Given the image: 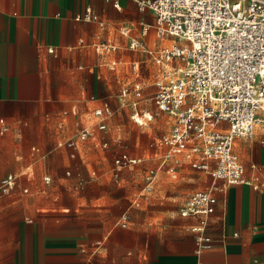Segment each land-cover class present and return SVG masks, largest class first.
<instances>
[{
    "label": "crops",
    "instance_id": "1",
    "mask_svg": "<svg viewBox=\"0 0 264 264\" xmlns=\"http://www.w3.org/2000/svg\"><path fill=\"white\" fill-rule=\"evenodd\" d=\"M87 5L104 26L77 18ZM126 12L141 16L137 32L131 22L138 18ZM146 13L154 17L133 0H120L119 7L107 0H0V179L17 176L15 187L0 196V264H264V186L218 188L217 208L206 228L213 246L199 255L189 227L196 219H161L171 209L158 200L135 216L131 208L148 201L156 186L135 204L141 188L120 213L111 199L101 204L100 191L85 199H57L62 184L46 179L62 176L64 169L66 177L68 170L83 172L71 160L82 157L86 145L72 158L71 150L58 143L73 135L83 106L98 100L91 96L109 92L120 81L114 64L130 62L119 92L133 80L152 88L159 67L153 60L156 78L146 84V77L134 73L137 60L117 53L115 35L119 30L132 50L130 36L140 34L144 23L155 22L154 17L149 23ZM124 26L131 29L130 36L122 33ZM153 35L155 30L145 37L150 47L166 42L159 39L154 47ZM101 43L116 44L117 49L101 52L96 47ZM234 151L246 176L258 174L264 181V122L252 137L237 138ZM66 157L70 161L64 168ZM187 168L192 167L185 163L177 174ZM182 189L193 187L185 184ZM125 212L131 214L127 227L120 225Z\"/></svg>",
    "mask_w": 264,
    "mask_h": 264
},
{
    "label": "built area",
    "instance_id": "2",
    "mask_svg": "<svg viewBox=\"0 0 264 264\" xmlns=\"http://www.w3.org/2000/svg\"><path fill=\"white\" fill-rule=\"evenodd\" d=\"M107 1L120 6V0ZM133 1L140 11H152L155 22L144 23L138 35L130 36L131 29L126 26L122 33L130 36V49L153 55L159 71L152 88L138 80L125 84L118 94L120 104L134 118H151L153 110L174 118L170 132L161 137L163 151L157 163L145 170L144 185L133 203L138 204L153 191L160 170L176 175L188 163L208 172L213 179L211 186L193 191L179 208L181 216L196 219L189 227L195 233V252L200 255L213 246L214 239L206 228L217 208L218 188L238 183L264 186L258 174L246 176L245 165L234 151L237 138L252 137L258 124L264 122V0ZM77 18L105 25L90 5ZM151 27L166 41L156 49L145 39ZM96 47L101 52L117 49L113 43ZM133 70L138 76V61ZM93 113L99 119L96 129H106L113 114L110 104L106 101L95 106ZM90 138L107 145L93 127L77 121L73 135L58 145L69 148L74 158ZM144 160L126 151L113 159L117 170L141 165ZM71 173L67 171L68 176ZM16 182V175L4 176L0 194L9 193ZM130 219L129 212L123 213L120 225L127 227Z\"/></svg>",
    "mask_w": 264,
    "mask_h": 264
},
{
    "label": "rangeland",
    "instance_id": "3",
    "mask_svg": "<svg viewBox=\"0 0 264 264\" xmlns=\"http://www.w3.org/2000/svg\"><path fill=\"white\" fill-rule=\"evenodd\" d=\"M124 14H129L131 18H138L133 19L135 21L131 22L138 26V29L134 27L137 32L139 30L138 20L141 16L130 12ZM144 17L149 23L154 22V17L151 14L146 13ZM153 30L155 29L152 27L149 29L151 32ZM115 35H117V41L120 45L117 53H124V57L129 61L137 60L140 65L139 76L146 77V84H151L156 78L155 72H157V66L153 63V55L149 52L141 53L127 49L126 40H124L119 30L116 29ZM153 37L155 41L153 40L151 44L154 47L159 46L158 41L160 38L157 35H153ZM109 64L113 65L112 63ZM128 64L130 62L114 64V70L120 81H117L109 92L91 96L98 100L85 104L83 111L79 112V118L77 119L79 124L93 127L98 138L106 141L107 145L103 146V142L97 144L95 139L90 138L85 144L86 153L84 152L82 157L78 156L71 160V162H78L83 172L77 171V174L72 172L70 175L74 174L72 177H66L64 169L62 176L56 178L49 176L51 183L62 184V190L57 193V199L68 197L85 199L89 198L91 194L100 191L101 195H103L100 201L101 204H105L111 199L110 205L112 208L121 213L128 207L131 199L144 185L145 170L157 163L164 147L161 144V137L170 132L174 118L166 112H156L155 110H153L154 115L151 118H148V116L134 118L128 108L121 106L117 93L123 81L128 77L126 74ZM150 74L151 77L149 78ZM106 101L112 107L113 114L107 120L106 129L98 131L96 124L99 119L94 115L93 108ZM137 118H141L143 122L140 123ZM260 126L259 133L262 132ZM73 132L74 129L68 135ZM236 146H238V143ZM122 151L129 152L132 155L143 156L145 158L144 163L117 170L113 159L116 154ZM69 161L66 157L64 168ZM94 170H97V172L93 173ZM77 181H82L83 187L76 189L75 187H78L75 184ZM212 181L213 179L208 172L198 168H187L176 175L160 170L158 173L159 183L155 185L156 187L150 199L131 209L134 210L135 216H137L140 211L145 210L146 206H153V203L158 200L171 209L165 211L161 219L167 217L169 220L172 218L180 220V213L177 209L183 204L187 194L193 190L210 187ZM185 184L191 185L193 189L183 190L182 187ZM2 195L0 194V196ZM161 202L159 203L161 204ZM181 227L185 229L184 225H181Z\"/></svg>",
    "mask_w": 264,
    "mask_h": 264
},
{
    "label": "bare ground",
    "instance_id": "4",
    "mask_svg": "<svg viewBox=\"0 0 264 264\" xmlns=\"http://www.w3.org/2000/svg\"><path fill=\"white\" fill-rule=\"evenodd\" d=\"M138 120H139V121H142V119H141V118H139ZM142 122H143V121H142Z\"/></svg>",
    "mask_w": 264,
    "mask_h": 264
}]
</instances>
